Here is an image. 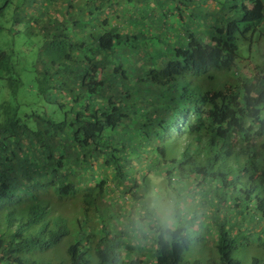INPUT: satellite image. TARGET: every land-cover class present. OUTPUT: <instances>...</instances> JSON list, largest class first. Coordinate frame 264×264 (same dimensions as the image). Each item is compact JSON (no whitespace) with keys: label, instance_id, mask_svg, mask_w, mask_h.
I'll return each mask as SVG.
<instances>
[{"label":"trees","instance_id":"obj_1","mask_svg":"<svg viewBox=\"0 0 264 264\" xmlns=\"http://www.w3.org/2000/svg\"><path fill=\"white\" fill-rule=\"evenodd\" d=\"M263 22L264 0H0V264H264V60L239 66ZM153 176L199 201L136 250L108 178L136 204Z\"/></svg>","mask_w":264,"mask_h":264},{"label":"clouds","instance_id":"obj_2","mask_svg":"<svg viewBox=\"0 0 264 264\" xmlns=\"http://www.w3.org/2000/svg\"><path fill=\"white\" fill-rule=\"evenodd\" d=\"M199 198L193 187L179 177H156L137 200L130 230L138 237L159 236L170 242L194 215Z\"/></svg>","mask_w":264,"mask_h":264},{"label":"rangeland","instance_id":"obj_3","mask_svg":"<svg viewBox=\"0 0 264 264\" xmlns=\"http://www.w3.org/2000/svg\"><path fill=\"white\" fill-rule=\"evenodd\" d=\"M208 6L210 7H215V3L214 2H210L208 4ZM249 41L247 43H243L241 44V49H240V53H241V61L239 63L240 69L244 74H248L249 72H251L253 70V68H255L257 65H261L263 63L264 60V22L259 26V28L257 29V32L253 35H249L248 37ZM26 83H28V81H26ZM140 174V171H139ZM139 175L136 177L137 179H139ZM157 176H153V179H155ZM109 181V190H115L116 193L111 195V200H109V202L113 205V208L117 207L122 209L123 211H125L124 213H122L123 216L126 217H131V214L133 212L135 203L129 201L127 198H120V192L117 191L116 186L119 184V182L108 178ZM138 182H140V179L138 180ZM110 193V192H109ZM120 193V194H119ZM110 197V195H109ZM207 210V214L209 212V208L206 207ZM115 212L117 213V210H115ZM125 217H122L121 222L123 223V225L125 226L126 222ZM115 225L117 224L116 222H113ZM129 231V234L131 235L130 240H132L133 245L136 246V250H140L142 248H145L146 245L151 244L150 241L146 240L144 237H138L136 236L131 230L129 225L126 224V227ZM129 240V242H130ZM132 257V259H128ZM128 259V260H127ZM124 260L126 261H141L142 260V256L141 255H125L124 256ZM125 261L123 264H125Z\"/></svg>","mask_w":264,"mask_h":264}]
</instances>
